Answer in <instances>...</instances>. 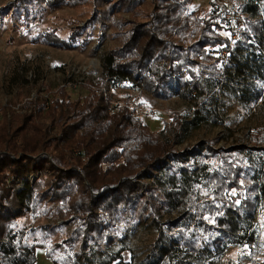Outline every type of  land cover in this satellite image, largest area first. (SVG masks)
I'll return each instance as SVG.
<instances>
[{
	"label": "trees",
	"instance_id": "16d2710c",
	"mask_svg": "<svg viewBox=\"0 0 264 264\" xmlns=\"http://www.w3.org/2000/svg\"><path fill=\"white\" fill-rule=\"evenodd\" d=\"M25 1L53 9L93 4L86 28L110 24L120 44L105 57L103 76L84 85L85 99L72 102L64 88L54 92L45 85L20 111L13 102L0 108V264H37L38 250L54 264L122 259L99 260L90 247L112 245L124 211L140 222L154 219L174 261L227 242L252 245L264 197V131L250 133L251 148L215 149L213 142L192 147L194 154L174 148L194 130L222 124L225 92L244 106L264 97V0H238L246 28L234 45L218 33L224 13L216 6L208 18L190 13L193 0H151V11L148 0ZM78 25L72 44L57 37L52 42L74 47L83 36ZM209 48L216 50L210 54ZM174 81L180 98L204 100L206 114L175 113L171 137L146 127L134 105L114 108L107 91L128 87L142 98H165ZM247 166L256 168L249 180ZM236 189L246 191L240 204L231 196ZM177 212L182 214L175 218ZM18 214L70 222L73 230L60 243H28ZM42 228L47 236L58 234L59 227Z\"/></svg>",
	"mask_w": 264,
	"mask_h": 264
},
{
	"label": "rangeland",
	"instance_id": "374dc122",
	"mask_svg": "<svg viewBox=\"0 0 264 264\" xmlns=\"http://www.w3.org/2000/svg\"><path fill=\"white\" fill-rule=\"evenodd\" d=\"M214 1L216 0H193L190 13L203 14V17L208 18L211 10H215ZM216 3L225 9L219 12L224 13L223 18L226 20L224 23L218 21L223 28L218 33L229 38L234 45V33H231L233 28L228 22L232 18L243 25L241 31L246 28L241 2L219 0ZM261 5L260 15L264 13V4ZM94 7L92 4L88 7L63 6L53 9L47 4L34 1L0 0V108L13 102L20 111L28 100L36 99L41 90H45V85L54 92L64 88L72 102L85 99L89 91L84 85L96 82L103 76L105 57L120 44L119 36L115 35V28L110 24L105 28H86ZM153 7V2L148 0L147 9L151 11ZM122 15L125 19L131 18L127 13ZM141 19L145 20L143 17ZM76 25L84 27V30L80 40L73 43L74 47L62 48L52 42L54 37L71 41ZM235 36L238 37V33ZM213 50L216 48H209L210 54ZM168 89L165 98H142L128 87H108L107 91L112 96L114 108L123 106L124 103L134 105L137 116L146 127L154 133L165 132L171 137L170 127L175 113L193 115L200 109V113L206 112L201 107L203 99L194 96L193 99L184 100L178 96V92L182 91L178 82L169 84ZM46 95L43 93L42 97ZM219 113L222 117L221 125L212 124L194 130L183 145H176L174 149L194 154L192 147L205 146L206 143L210 145L212 142L215 149L228 150L234 145L251 148L250 133L264 131V97L257 103L244 106L225 92L220 97ZM254 158L258 162V156ZM247 172V179H252L256 175V168L247 166ZM241 185H245V182ZM231 196L240 204V198H245L246 191L236 189ZM180 214L182 213L177 212L175 218ZM18 216V225L25 232L24 238L28 243L47 239L60 243L73 230L72 223H58L52 217L51 221H33L29 215ZM38 223L42 227H59L56 230L58 234L47 236ZM254 226L256 239L252 245L234 246L227 242L221 249L211 247L210 250L203 251L199 257L184 256L174 261L165 254L172 246L168 239L161 237L154 219L140 222L131 212L124 211L121 222L114 229L112 245H91L90 248L97 252L99 260L110 262L109 255L122 258L110 264H264V197L257 204ZM37 258V264H54L46 257L45 250H38Z\"/></svg>",
	"mask_w": 264,
	"mask_h": 264
},
{
	"label": "built area",
	"instance_id": "2783aa9c",
	"mask_svg": "<svg viewBox=\"0 0 264 264\" xmlns=\"http://www.w3.org/2000/svg\"><path fill=\"white\" fill-rule=\"evenodd\" d=\"M217 2H219V0H216ZM216 1H214V3H215V6H216V8H218V9H220L221 11H224L225 9L223 8H221V7H219V5L216 3ZM232 21H230L229 22V24H230V26H232V30H233V32L236 34V33H239L240 31H241V27L243 26V25H240L239 23H237V22H235L234 21V19H232V18H230ZM237 39V36H233V40H236Z\"/></svg>",
	"mask_w": 264,
	"mask_h": 264
}]
</instances>
